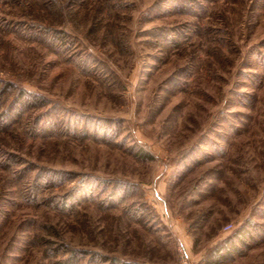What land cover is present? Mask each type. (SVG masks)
I'll return each mask as SVG.
<instances>
[{
	"label": "rangeland",
	"instance_id": "1",
	"mask_svg": "<svg viewBox=\"0 0 264 264\" xmlns=\"http://www.w3.org/2000/svg\"><path fill=\"white\" fill-rule=\"evenodd\" d=\"M183 252L264 264V0H0V264Z\"/></svg>",
	"mask_w": 264,
	"mask_h": 264
},
{
	"label": "built area",
	"instance_id": "2",
	"mask_svg": "<svg viewBox=\"0 0 264 264\" xmlns=\"http://www.w3.org/2000/svg\"><path fill=\"white\" fill-rule=\"evenodd\" d=\"M231 226H232L231 224H227V225H226V228H229V229H230ZM182 257H184V258H183V264H189L188 261H187V259L185 258V257H188V256H187L184 252H183Z\"/></svg>",
	"mask_w": 264,
	"mask_h": 264
},
{
	"label": "trees",
	"instance_id": "3",
	"mask_svg": "<svg viewBox=\"0 0 264 264\" xmlns=\"http://www.w3.org/2000/svg\"><path fill=\"white\" fill-rule=\"evenodd\" d=\"M242 233H243V232L239 233V234H240V236L242 235ZM228 244H229V243H228ZM231 246H232V245H230V244H229V245H227V247H230V248H231ZM230 248H229V249H230ZM233 248H234V247H233ZM221 249H222V248H221ZM221 249H219V250H221ZM229 249H228V250H229Z\"/></svg>",
	"mask_w": 264,
	"mask_h": 264
}]
</instances>
